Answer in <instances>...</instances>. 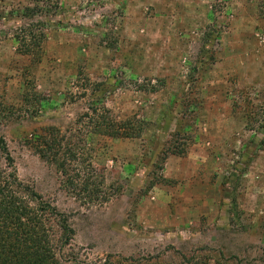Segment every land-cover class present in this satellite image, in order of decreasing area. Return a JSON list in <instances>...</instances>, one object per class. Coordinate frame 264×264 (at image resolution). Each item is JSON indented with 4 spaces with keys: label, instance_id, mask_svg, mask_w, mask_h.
Returning a JSON list of instances; mask_svg holds the SVG:
<instances>
[{
    "label": "rangeland",
    "instance_id": "obj_1",
    "mask_svg": "<svg viewBox=\"0 0 264 264\" xmlns=\"http://www.w3.org/2000/svg\"><path fill=\"white\" fill-rule=\"evenodd\" d=\"M262 34L264 0H0V173L58 264H264Z\"/></svg>",
    "mask_w": 264,
    "mask_h": 264
},
{
    "label": "trees",
    "instance_id": "obj_2",
    "mask_svg": "<svg viewBox=\"0 0 264 264\" xmlns=\"http://www.w3.org/2000/svg\"><path fill=\"white\" fill-rule=\"evenodd\" d=\"M248 109L246 121L254 123L257 112L251 105ZM95 125L102 127L103 134L109 136L130 135L121 132L114 122H96ZM41 143L45 147L42 150L51 154L50 158L54 160L57 155V151H52L54 144L44 137ZM5 155L9 161L10 157ZM56 165L62 171L64 162ZM56 215L52 206L41 202L38 194L10 172L5 176L0 173V264H58L52 240V222L57 221L64 233L70 230L65 221L58 223L55 220Z\"/></svg>",
    "mask_w": 264,
    "mask_h": 264
},
{
    "label": "built area",
    "instance_id": "obj_3",
    "mask_svg": "<svg viewBox=\"0 0 264 264\" xmlns=\"http://www.w3.org/2000/svg\"><path fill=\"white\" fill-rule=\"evenodd\" d=\"M262 38H261V40L264 42V34H262V36H261Z\"/></svg>",
    "mask_w": 264,
    "mask_h": 264
}]
</instances>
